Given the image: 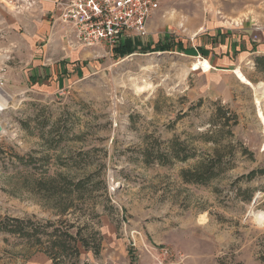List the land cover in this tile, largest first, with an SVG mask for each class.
<instances>
[{
	"label": "rangeland",
	"instance_id": "374dc122",
	"mask_svg": "<svg viewBox=\"0 0 264 264\" xmlns=\"http://www.w3.org/2000/svg\"><path fill=\"white\" fill-rule=\"evenodd\" d=\"M13 1L1 2L21 14L37 0ZM9 17L14 25L0 27V40L16 37L12 49H0V220L86 225L84 233L101 238L99 254L81 250L88 264H158L161 247L173 264H264V174L246 177L264 168L255 102L264 74L254 63L264 0H161L139 39L148 49H170L124 56L70 45L63 28L46 21L33 48L48 64L43 78H30L24 25ZM39 18L30 16V25ZM204 58L212 68L193 70ZM237 68L250 83L237 79ZM134 79L142 91L129 84ZM174 141L193 155L162 163ZM215 157L210 181L184 178L183 170ZM63 175L88 178L60 217L54 198L36 187L56 178L63 188ZM0 264L52 261L0 230Z\"/></svg>",
	"mask_w": 264,
	"mask_h": 264
},
{
	"label": "trees",
	"instance_id": "16d2710c",
	"mask_svg": "<svg viewBox=\"0 0 264 264\" xmlns=\"http://www.w3.org/2000/svg\"><path fill=\"white\" fill-rule=\"evenodd\" d=\"M124 41V43L119 44L117 48L112 50L114 55L124 56L137 50V48L140 49L138 50L139 52H147L148 50L163 51L170 49L171 46L170 44L163 43L158 44L156 48L148 49L149 45H144L139 38H126ZM254 63L264 74V55H255ZM174 143L170 146L171 158L162 160V163L171 162L172 158L180 161L186 160L193 155L190 152L184 151V147L180 146L176 141ZM18 158L21 159L19 156ZM219 160V157H215L199 161L193 170H183V176L187 181L204 184L218 174V170H214L216 166L220 165ZM257 174H264V168L252 170L246 177L251 178ZM60 177L65 184L63 188L57 189L54 186L56 178H51L47 182L38 181L36 188L46 196L54 198V205L59 208L58 215L61 217L71 213L72 202L75 199L81 198L84 190H87L86 183L88 176L86 178H79L77 181L64 175ZM74 223L68 224L66 219L41 222L30 218H17L5 215L0 220V230L7 231L19 238H26L32 245H37L39 250L52 261V264H88L86 261L80 262V254L83 251H88V249L94 255L99 254L101 238L96 230L84 233L82 229L86 225L72 230Z\"/></svg>",
	"mask_w": 264,
	"mask_h": 264
},
{
	"label": "built area",
	"instance_id": "2783aa9c",
	"mask_svg": "<svg viewBox=\"0 0 264 264\" xmlns=\"http://www.w3.org/2000/svg\"><path fill=\"white\" fill-rule=\"evenodd\" d=\"M29 1L33 3L35 0ZM160 2L161 0H58L53 22L63 28L70 45L106 46L113 50L126 38H141L146 34L147 19L157 10ZM168 258V249L161 247L156 263L173 264ZM165 259L168 260L164 261Z\"/></svg>",
	"mask_w": 264,
	"mask_h": 264
},
{
	"label": "crops",
	"instance_id": "0c3cea01",
	"mask_svg": "<svg viewBox=\"0 0 264 264\" xmlns=\"http://www.w3.org/2000/svg\"><path fill=\"white\" fill-rule=\"evenodd\" d=\"M1 1H7V0H0V12L4 14L2 21L4 25H0V27H4L7 25L13 26L15 23V20L12 19L11 22H9V14H13L14 18L18 20L19 25L22 23L24 25V31L22 35H25V39L23 38L22 43H24V48L27 50L26 57L29 58V63L33 64V68L30 72V78H36L35 75L40 76V78H43L44 76V71H46V61L41 60L40 53H35L33 48L34 47H39L37 46V43L40 44L41 40L43 41L45 35L43 34V31L48 29V25L46 26L45 22H53L54 17L56 16L57 12L55 10V4L57 3L58 0H37L32 7L29 8V10L26 13H16L13 10H11V6L14 3L13 0L12 2H9L10 7H7L3 4ZM14 5V4H13ZM22 6V4L20 3ZM4 10V11H3ZM6 12V13H5ZM8 13V14H7ZM17 15H16V14ZM30 16H37L40 17L39 20L41 23L36 26L30 25ZM17 17V18H16ZM29 21V22H28ZM39 21V22H40ZM16 26V25H15ZM147 31V27H146ZM261 36L259 37V43L256 45V48L254 49V54L260 53L264 55V32H261ZM16 37H12V40H0V49L2 50H7V49H12L14 46V43H16ZM17 47V46H16ZM41 47V46H40ZM42 47L45 48V45ZM35 48V49H36ZM37 54V56H36ZM36 56V57H35ZM205 59V58H204ZM207 60V59H206ZM33 61V62H32ZM208 61V60H207ZM209 62V61H208ZM210 64V62H209ZM211 66V64H210ZM119 262V261H118ZM112 264V263H111ZM119 264H127L125 263L124 260H121Z\"/></svg>",
	"mask_w": 264,
	"mask_h": 264
},
{
	"label": "bare ground",
	"instance_id": "6f19581e",
	"mask_svg": "<svg viewBox=\"0 0 264 264\" xmlns=\"http://www.w3.org/2000/svg\"><path fill=\"white\" fill-rule=\"evenodd\" d=\"M192 67H193L192 68L193 70L194 69H201L204 72H208L212 68L206 59H195L192 63ZM234 72H235L238 80L243 81L245 83H250V81L245 78V76L242 74V72L239 70V68L235 69ZM129 84H132L133 87L135 88V90L138 92L142 91V89H143L142 85H139L135 82V79L129 80ZM263 98H264V83L260 87L258 96H256V98H255V102H256V106H257L256 110L258 112L260 122L264 128V115H263V112L261 110V102H262ZM5 107H6V105H5L4 101L0 100V110L4 109ZM263 134H264V129H263Z\"/></svg>",
	"mask_w": 264,
	"mask_h": 264
},
{
	"label": "water",
	"instance_id": "95a60500",
	"mask_svg": "<svg viewBox=\"0 0 264 264\" xmlns=\"http://www.w3.org/2000/svg\"><path fill=\"white\" fill-rule=\"evenodd\" d=\"M0 113H1V110H0ZM0 129H1V126H0ZM254 200V202H255V199H253Z\"/></svg>",
	"mask_w": 264,
	"mask_h": 264
}]
</instances>
